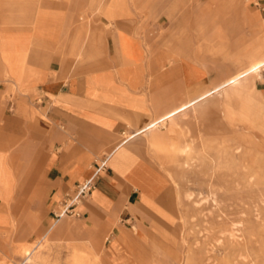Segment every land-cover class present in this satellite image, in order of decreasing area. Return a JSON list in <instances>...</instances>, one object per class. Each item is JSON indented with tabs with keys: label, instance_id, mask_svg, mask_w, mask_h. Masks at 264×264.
Here are the masks:
<instances>
[{
	"label": "crops",
	"instance_id": "obj_1",
	"mask_svg": "<svg viewBox=\"0 0 264 264\" xmlns=\"http://www.w3.org/2000/svg\"><path fill=\"white\" fill-rule=\"evenodd\" d=\"M263 5L244 3L242 22L262 26ZM215 23L211 33L188 30L182 43L169 32L165 43L144 29L129 0H0V264L9 258L3 238L17 203L31 217V201L44 199L43 226L51 218L67 227L56 221V205L105 157L72 230L104 246L108 259L125 257L148 232L160 234L176 205L191 206L167 167L192 150L208 98L222 95V103L226 86L238 93L264 67L263 48L233 54L232 27ZM213 48L235 71L208 58Z\"/></svg>",
	"mask_w": 264,
	"mask_h": 264
},
{
	"label": "rangeland",
	"instance_id": "obj_2",
	"mask_svg": "<svg viewBox=\"0 0 264 264\" xmlns=\"http://www.w3.org/2000/svg\"><path fill=\"white\" fill-rule=\"evenodd\" d=\"M251 1L129 0L144 29L158 32L165 43L169 32L182 43L188 30L211 33L216 21L229 24L233 54L264 49V24L243 23L240 18L244 3ZM222 52L213 48L208 58L230 74L236 62ZM258 76L237 88L239 96L224 93L223 104L222 95H216L217 103L208 98L210 109L192 128V150L167 167L189 191L191 206L190 200L182 208L176 205L175 216L162 225L160 234L148 232L125 257L108 259L104 246L93 247L85 236L73 233L75 219L64 218L67 227H55L50 218L43 226L49 213L45 200L31 201V217L23 215L20 201L14 225L3 238L9 252L6 264H264V67ZM22 245L33 249L32 254L19 249ZM175 250L180 251L179 259Z\"/></svg>",
	"mask_w": 264,
	"mask_h": 264
},
{
	"label": "built area",
	"instance_id": "obj_3",
	"mask_svg": "<svg viewBox=\"0 0 264 264\" xmlns=\"http://www.w3.org/2000/svg\"><path fill=\"white\" fill-rule=\"evenodd\" d=\"M145 130H147V128H145L143 131ZM135 134L137 133H134L133 135L124 134L123 142L131 138ZM107 159L108 157H105V159L102 161L100 168L96 170L93 175L74 185L71 191L67 193L66 196L58 202L54 211V217L56 221H59L65 217H72V218L81 217L82 212L80 210V205L83 199L88 197L95 188L96 179L102 167L105 166Z\"/></svg>",
	"mask_w": 264,
	"mask_h": 264
},
{
	"label": "bare ground",
	"instance_id": "obj_4",
	"mask_svg": "<svg viewBox=\"0 0 264 264\" xmlns=\"http://www.w3.org/2000/svg\"><path fill=\"white\" fill-rule=\"evenodd\" d=\"M233 89H234V88H232L231 86H226L225 93L227 94L228 92H230L229 95H230V96H234L235 93H233V92H235V91H234ZM236 95L239 96L237 92H236ZM241 95H242V94H241ZM257 106H258V105H257ZM259 109H260V108H259ZM261 116H262V115H261ZM224 151H225V150H224ZM230 152H231V151H230ZM233 152H234V151H233ZM232 156H233V155H232ZM169 173H170L171 176L173 175L171 172H169ZM176 175H177V174H176ZM171 179H172V177H171ZM164 264H166V263H164Z\"/></svg>",
	"mask_w": 264,
	"mask_h": 264
}]
</instances>
